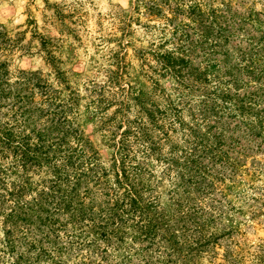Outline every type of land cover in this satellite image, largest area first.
<instances>
[{"label": "trees", "instance_id": "1", "mask_svg": "<svg viewBox=\"0 0 264 264\" xmlns=\"http://www.w3.org/2000/svg\"><path fill=\"white\" fill-rule=\"evenodd\" d=\"M234 1L134 0L81 83L43 37L50 71H12L0 29V264H264L227 195L264 168V7ZM127 47L150 88L128 80Z\"/></svg>", "mask_w": 264, "mask_h": 264}, {"label": "rangeland", "instance_id": "2", "mask_svg": "<svg viewBox=\"0 0 264 264\" xmlns=\"http://www.w3.org/2000/svg\"><path fill=\"white\" fill-rule=\"evenodd\" d=\"M210 1L214 5L221 2ZM133 2L134 0H0V29L14 39V46L6 55L10 69H39L44 73L50 71L47 54L40 42V37H43L50 39L56 46V55L62 61L61 67L66 71L68 80H80L85 74H93L98 69L96 64L106 63V43L101 41L114 29L113 16L122 11V8H130ZM234 2L238 3L235 5L237 9H242L240 4L246 2L252 4L255 11H261L264 7V0ZM29 19H33L34 23L29 24ZM135 27L137 26L134 25ZM139 32L137 30L136 35ZM133 44L138 45L137 42ZM126 61L130 83L141 90L150 88L151 82L147 76L150 73L147 67H141L131 47H127ZM159 83L171 92L169 81L159 79ZM84 105L85 101H81L82 126L100 150L102 158L107 159L110 150L105 145L98 120L93 122L94 119L87 118L90 115L87 111L83 112ZM257 157L261 163L264 162V149L258 151ZM227 195L234 206L240 209L232 217V223L237 227L233 238L247 255L246 251L251 252L258 244H264V168L250 182L244 178ZM219 252H222L221 248Z\"/></svg>", "mask_w": 264, "mask_h": 264}]
</instances>
